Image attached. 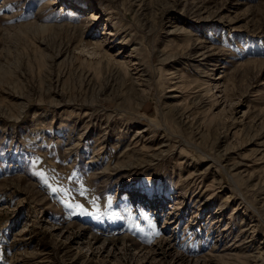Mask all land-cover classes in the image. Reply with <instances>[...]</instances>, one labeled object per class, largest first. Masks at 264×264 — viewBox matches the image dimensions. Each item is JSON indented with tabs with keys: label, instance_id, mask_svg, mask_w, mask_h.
<instances>
[{
	"label": "rangeland",
	"instance_id": "rangeland-1",
	"mask_svg": "<svg viewBox=\"0 0 264 264\" xmlns=\"http://www.w3.org/2000/svg\"><path fill=\"white\" fill-rule=\"evenodd\" d=\"M0 264H264V0H0Z\"/></svg>",
	"mask_w": 264,
	"mask_h": 264
},
{
	"label": "snow or ice",
	"instance_id": "snow-or-ice-1",
	"mask_svg": "<svg viewBox=\"0 0 264 264\" xmlns=\"http://www.w3.org/2000/svg\"><path fill=\"white\" fill-rule=\"evenodd\" d=\"M51 190H52L53 193L58 191V189H56V188H52ZM80 195H82V196L84 195V190L83 189L80 190ZM66 207L72 208L73 206L71 204H68V205H66ZM75 207L79 208L80 211H83V209L81 208L80 205H76Z\"/></svg>",
	"mask_w": 264,
	"mask_h": 264
},
{
	"label": "bare ground",
	"instance_id": "bare-ground-1",
	"mask_svg": "<svg viewBox=\"0 0 264 264\" xmlns=\"http://www.w3.org/2000/svg\"><path fill=\"white\" fill-rule=\"evenodd\" d=\"M207 90L206 91H208L210 88H208V86H207V88H206ZM171 97H173V96H171ZM150 141V140H149Z\"/></svg>",
	"mask_w": 264,
	"mask_h": 264
}]
</instances>
